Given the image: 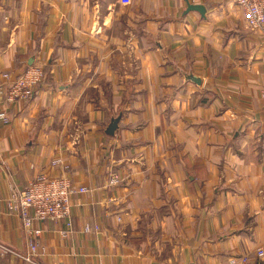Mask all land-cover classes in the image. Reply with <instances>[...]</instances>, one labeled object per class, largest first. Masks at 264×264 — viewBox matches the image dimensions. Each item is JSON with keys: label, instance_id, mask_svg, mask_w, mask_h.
I'll list each match as a JSON object with an SVG mask.
<instances>
[{"label": "crops", "instance_id": "obj_1", "mask_svg": "<svg viewBox=\"0 0 264 264\" xmlns=\"http://www.w3.org/2000/svg\"><path fill=\"white\" fill-rule=\"evenodd\" d=\"M38 64L8 107L3 75ZM2 84L0 264H264V29L234 0H0ZM39 174L91 191L66 237L35 224L47 254L27 261L7 200Z\"/></svg>", "mask_w": 264, "mask_h": 264}, {"label": "built area", "instance_id": "obj_2", "mask_svg": "<svg viewBox=\"0 0 264 264\" xmlns=\"http://www.w3.org/2000/svg\"><path fill=\"white\" fill-rule=\"evenodd\" d=\"M117 1L124 6L132 3V0ZM234 2L242 8L246 26L250 31L258 32L264 29V0H234ZM3 77L7 79L8 92L5 100L2 101L10 107L33 96L34 87L45 77L44 66L40 64L30 66L12 79L8 74H4ZM2 91L0 87V94ZM260 96L264 99V87L260 89ZM0 118L5 122L9 121L5 112L0 113ZM59 164H62L60 159L53 160L51 163V165ZM120 181L117 173L111 174L110 185L116 186ZM90 191L88 187L74 185L67 176L39 174L24 189L16 190L11 195L7 200V207L20 217L22 230L28 237L27 261L47 254L45 246L40 244L44 230L35 227V224L51 222L58 225L63 223L66 230L62 229L61 234L62 237H66L72 230L73 198ZM99 229L97 224L94 227L89 224L84 226L85 232L99 231ZM256 255L258 258H264V247L258 248ZM220 264H251V258L244 254L231 256Z\"/></svg>", "mask_w": 264, "mask_h": 264}, {"label": "water", "instance_id": "obj_3", "mask_svg": "<svg viewBox=\"0 0 264 264\" xmlns=\"http://www.w3.org/2000/svg\"><path fill=\"white\" fill-rule=\"evenodd\" d=\"M192 10H197L198 12L201 13L202 16H205L206 9L202 5H189L187 11H192ZM189 78L193 79L196 82L199 81V83H200V79L195 78L192 75L189 76ZM119 121H120V116L115 117V118H112V120L110 121V123L108 124V126L106 128V131H105L106 134H108V135H115V132L118 129Z\"/></svg>", "mask_w": 264, "mask_h": 264}, {"label": "rangeland", "instance_id": "obj_4", "mask_svg": "<svg viewBox=\"0 0 264 264\" xmlns=\"http://www.w3.org/2000/svg\"><path fill=\"white\" fill-rule=\"evenodd\" d=\"M105 1L108 2V1H110V0H105ZM105 15H106V13H105ZM109 15H110V14H109ZM107 17H108V14L106 15V18H107ZM122 25H123V26H122V30H123V28H124V29H127V28H126V25H124V23H122ZM118 54H119V52L116 53L117 56H118ZM114 64H115V63H114ZM45 77H46V76H45ZM45 77H43L42 81L44 80ZM42 81H41L40 83H42ZM5 86H6L7 89H6V95H5V97H4V100H5V98H6V96H7V92H8V82L5 83ZM2 88H4V85H3V84H2Z\"/></svg>", "mask_w": 264, "mask_h": 264}, {"label": "trees", "instance_id": "obj_5", "mask_svg": "<svg viewBox=\"0 0 264 264\" xmlns=\"http://www.w3.org/2000/svg\"><path fill=\"white\" fill-rule=\"evenodd\" d=\"M44 74L45 75H47V71H46V67H44ZM45 79V78H44ZM41 83H38L35 87H34V91H35V88L37 87V86H39Z\"/></svg>", "mask_w": 264, "mask_h": 264}]
</instances>
